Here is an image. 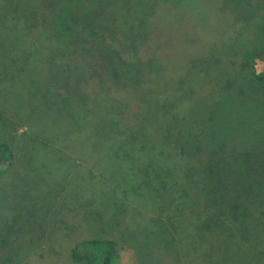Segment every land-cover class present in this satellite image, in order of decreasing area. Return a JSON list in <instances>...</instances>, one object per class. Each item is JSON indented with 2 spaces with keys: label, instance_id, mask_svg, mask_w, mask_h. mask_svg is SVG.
Returning <instances> with one entry per match:
<instances>
[{
  "label": "rangeland",
  "instance_id": "374dc122",
  "mask_svg": "<svg viewBox=\"0 0 264 264\" xmlns=\"http://www.w3.org/2000/svg\"><path fill=\"white\" fill-rule=\"evenodd\" d=\"M71 6L73 15L65 24L58 20V7H43L38 16L30 13L28 16L26 8L18 10L22 17L13 25L1 9L0 109L5 119L14 117L15 125L26 124L20 133L27 130L33 136L51 137L47 136L46 130L40 129L41 124H49L51 118H55L58 107L64 106L56 93H64L70 104L79 107V98L73 95L76 91L87 98V106L97 107L92 117L98 122L99 132L108 136L100 124L112 111V101L106 100L108 93L115 92L117 96L122 91L129 96L132 89L124 88L127 76L155 74L157 64L146 63L142 51L132 52L127 48L116 27L107 28L106 25L105 28L100 17L94 21L87 17L92 10L107 15L134 16L136 25L144 19L148 26L147 40L152 46H161L160 52L154 46L152 54L161 57L168 74L175 76L173 86L181 88L185 85L187 91L183 89L185 93L181 100L190 97V114L176 125L170 122L157 133H148L144 141L147 147L142 142L137 146L118 145L116 141L110 145L111 141H106L107 146L98 153L102 167L93 175L83 170L90 168V163L78 168L68 163L69 169L73 167L80 172L76 176L68 175L63 172L58 152L44 149L38 143L31 148L29 145L20 172H8L0 178V264H76L72 259L75 243L86 237L105 235L128 242L137 255L138 264H197L191 259L198 258L204 250L203 241L196 245L197 253L185 245V237L189 235L193 240L192 233L197 232L194 227H199L202 222L194 218V224H188L185 218L204 206L205 195L212 199L213 210L223 211L228 206L215 201L219 179L210 180L208 186H203L201 198H190L183 189L174 187V180L169 175L177 174L176 170L181 167L185 169L186 162L175 164L171 156L176 152L175 144L162 134L169 131L178 144L186 145L187 149H193L200 141L203 143L199 160L190 158L191 165L198 167L200 164V173L208 174L209 160L220 161L226 157V165L232 168V174L230 169H221L228 179L235 182L236 177L235 183L245 194L249 185L258 191L261 187L256 177L260 165L255 157L245 159L243 155L245 150L256 149L264 141V81L256 84L245 72H239L231 79V85L222 91L215 90L213 85H205L198 94L192 95L191 87L184 83L190 75L184 74L195 69L185 70L189 68L190 60L186 59V53L179 52L189 47L201 31L205 36V30L208 26L214 28V22L223 26L214 43L224 47L214 46L219 53L214 56L212 52L215 51L209 53L206 64H213L221 56L243 54L251 47L264 49V0H71ZM9 16L10 13L8 19ZM93 25L96 26L95 34L90 30ZM211 36L208 33L206 38ZM200 53L195 54L198 66L203 62ZM121 58L132 62L122 68L120 64L124 61ZM176 64H179L177 69ZM257 70L264 71L260 61ZM123 100L128 102L126 98ZM118 101H122L121 98ZM126 120L122 122L126 123ZM72 129L75 130L74 139L90 134L88 127H81L80 122ZM62 130L66 132L64 128ZM194 141L198 143L194 144ZM259 147L264 148L263 145ZM212 151L214 159L208 160ZM86 152L89 156L91 151L87 148ZM238 166L249 167L252 173H241L238 177L233 171ZM191 184L187 183L192 187ZM226 197H236L232 188H227ZM250 197L257 198L256 195ZM71 205L77 208L71 209ZM245 207L248 209L221 214L226 218L224 224L228 227L225 229L247 235L251 240L248 246L264 247V217L255 204ZM98 212L118 218L108 220ZM162 212L169 217L176 214L181 219L180 234L175 241L169 233L162 231L164 225L160 228L158 220L152 222L151 216ZM125 229H130L129 234ZM210 254L215 264L219 263L217 256L222 258V254L223 257L228 255L230 260L237 256L228 241L214 242Z\"/></svg>",
  "mask_w": 264,
  "mask_h": 264
},
{
  "label": "trees",
  "instance_id": "16d2710c",
  "mask_svg": "<svg viewBox=\"0 0 264 264\" xmlns=\"http://www.w3.org/2000/svg\"><path fill=\"white\" fill-rule=\"evenodd\" d=\"M105 1L106 0H104V2ZM43 7L47 9L50 7H58V20L64 24L66 22L68 23L73 15L71 0L0 1V12L1 9L5 12L6 18L8 21L10 20L11 25L22 17L18 10L26 8L25 10L28 12V16L29 13L38 16L39 13H42ZM9 13L10 19L7 17ZM87 17L91 18L93 21L98 20V17H100V21L105 25V28L106 25L107 28L110 26L116 27L115 30L125 39V42L123 43H125L127 48H130L132 52L142 51L147 58L146 63L157 64L155 74L146 77L138 76L137 73L127 76L128 80L126 79L124 88L132 89L131 95L129 96H127L126 92L122 93V91L117 96L115 92L113 94L108 93L106 100L109 99L112 101L113 105L111 110L113 111L118 108L117 112L115 111L112 113L111 111L110 116L100 123L102 129L109 133L108 136L99 132L96 127L98 122L96 121V118L92 117L93 113H96L97 107L87 106L89 103L87 98L79 96L76 91L73 95L79 98V105L81 107H75L70 104L71 102L69 98L65 96L64 93H56L61 101L64 102V106L58 107L56 112H54L56 113L55 118L52 117L51 119L53 120L50 121L49 124H41L42 128L40 129V131L44 130V132L46 130L48 132L46 133L47 136H51L49 138H44L39 134L33 136L32 134H29L27 130L20 133V129L26 126V124L15 125L14 117L8 116L9 118L5 119L3 117V112L0 109V178L5 176L8 172H14L16 170L20 172L22 161L26 156L27 147L30 145L31 148L37 143L38 145L43 146L44 149L58 152V160L64 170L63 172H66L68 175H78L80 172L73 169V167L76 166V168H78L80 165L88 163H90L91 167L86 168L87 170H83L93 175L96 170L98 171L102 167V162L99 161L98 153L107 146L106 141H111L110 145H113L116 141L118 145L124 143L126 145L137 144V146L142 142L145 145L144 147H147L148 144H145L144 141L148 133H157L158 130L166 127L170 122L171 124L176 125L178 122L189 116V107L191 106L192 101H189L190 97H188L186 101L185 99L181 100L182 95L185 93L183 92V89L185 90V85L181 88L173 86L172 81L176 79L175 76L168 74L164 62L160 59L161 57H157V54H155V57L154 54H152L153 49L156 48V50H159L161 46H152L151 43H149L150 41L147 40L148 26L145 24L144 19L136 25V23H134V16H127V14L107 15L102 11L98 12L97 10L90 11ZM249 18L251 19V17ZM261 18L263 19V17ZM229 23H231V21L226 24L228 25ZM214 24V28L208 26V29L205 30L206 35L208 33L212 34L210 39H207L206 35L203 36L204 33L201 31L198 37L191 40L189 47H185L179 52L180 54L186 53V59L190 60L189 63H187L189 68L185 70L188 71V69H195V71L188 75L184 74L185 76L190 75L184 83L191 87L190 91L192 95L195 93L198 94L200 90H203L205 85H209L210 87L213 85L212 88L217 91H222L225 87L231 85V79L239 72H245V74L248 75V78L256 84L259 82L262 83L264 81V71L259 72L257 70L258 61L264 65V49L262 48L251 47L248 48V50L246 49L243 51V54H237L232 57L229 56L228 58L221 56L213 64H206L209 53L215 51V53L212 52L213 56L219 53V51L214 50V46L219 49L224 47L214 43L219 39L221 31H223L222 25H217L216 22H214ZM95 29L96 26L93 25L90 29L92 34H95ZM154 46L155 48H153ZM1 47L2 46H0V50L2 49ZM198 51L201 52L200 55H202L203 62L201 66H198L195 61V54ZM161 52H163V49ZM123 61L124 62L120 64L122 68H125L128 62H132ZM178 66L179 64L174 65L176 69ZM119 98H121L122 101H118ZM124 98L128 99V102L124 101ZM169 99L170 101H168ZM180 102H182L181 105ZM86 113L89 115V118L87 119ZM60 118H64V120H59ZM108 118L116 119L111 120ZM124 119H127L126 123L122 122ZM79 122L81 127H88L90 134L82 136L80 139H74L73 133L75 130L72 129V127L76 128V125H78ZM50 125L54 128L51 129ZM63 128L66 132L62 130ZM52 130L55 131L53 132ZM162 135L163 138L169 141L172 139L175 144L176 152L171 155L175 164L186 162L185 169L181 167V170H176L179 174L169 175L172 177L171 179L174 180V187L179 190L183 189L182 192H185L190 198H201L200 190L203 186H208L210 180L219 179V193L217 195L218 198H215V201L218 200L221 204L228 206V208L223 211H216L215 208L213 210L214 203L212 199L206 198L205 195L204 206L200 207L197 213L185 218L188 220V224H194L192 221L194 218L197 219V221L202 222L199 227H194L197 232L192 233L194 236L193 240H191L189 235H186L185 237V245L187 247L189 245V247H191L192 250L194 249L197 253L198 248H196V245L201 242V240L205 247L203 248L204 250L198 254L199 257H192L191 261H196L197 264H215L213 255L210 254V251L214 249V242L219 243L228 241L230 248H235L237 254L236 259L230 260L228 255L223 257L222 254V258L217 256L219 261L218 264H264V247L256 248L251 245L248 246L247 244L250 243L251 240L247 235H240L235 231H226L225 228L228 227L224 224L226 218H223L221 215L223 213L230 214L235 211L247 210L248 207L245 206L253 203L257 206L261 215L264 217V185H262L264 184V148L261 149L259 147L260 145L264 146V141L260 142L256 149L250 148L244 151L243 156L245 159L255 157L256 162L260 165L256 180L261 187L258 191H254L249 185L248 192L245 194L244 189L235 183L237 178H234L235 182L229 180L228 175L221 169V167H224L226 171L230 169L232 174V168L226 165V157H223L220 161L209 160L210 157L214 159V153L212 151L208 157V160L211 161V169L209 171L207 170L208 174L200 173L198 171L200 164L198 167L191 165L190 158L195 157L199 160V157L201 156L200 150L202 151L201 146H203V143L201 141L199 143L198 141H194V144L198 143L197 146L193 147V149H187L186 145H182L181 143L179 145L169 131ZM57 137L61 138V140L57 141L59 140L56 139ZM120 147L121 146H118V148ZM87 148L91 151L89 156L88 152H86ZM195 150L197 151L194 152ZM191 154L193 155L189 156ZM68 163L74 164L72 170L67 167ZM237 168L238 169L236 170L233 169V171H235L234 173H237L238 177L241 173L246 175L252 173V169H249V167L243 168L242 166H238ZM83 170L81 172H83ZM217 173L223 174L226 178L217 175ZM223 179L225 182L222 181ZM188 182L192 183V187L187 185ZM228 187L232 188L235 192V198L229 199L226 197ZM251 195H256L257 198H252L250 197ZM70 208L74 209L77 207L71 205ZM171 210L174 212L175 209H172L171 207ZM97 214L101 215L102 218L106 216L108 220H117L118 218L115 216H104V214L99 212ZM151 219L152 222L158 220L160 228L162 229V226L164 225L163 230H156L158 232L162 230L165 234L169 233L174 241L180 234L179 227L181 224L179 221L181 219L176 214H170L169 217L167 214L157 213V215H152ZM168 229L175 230V232H170ZM129 231L130 229H125L126 233ZM215 237L216 240L214 239ZM179 240L181 243V239ZM219 250L218 253L221 254V249ZM127 256L129 257V260L127 259ZM72 259L76 264H123L124 262H126V264H138L137 255L131 248L130 244L110 235H105L101 238L90 236L77 241L72 250ZM126 260H128V262Z\"/></svg>",
  "mask_w": 264,
  "mask_h": 264
}]
</instances>
